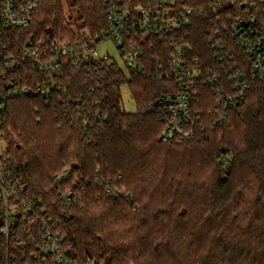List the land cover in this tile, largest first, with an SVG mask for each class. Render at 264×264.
I'll use <instances>...</instances> for the list:
<instances>
[{
	"label": "trees",
	"instance_id": "obj_1",
	"mask_svg": "<svg viewBox=\"0 0 264 264\" xmlns=\"http://www.w3.org/2000/svg\"><path fill=\"white\" fill-rule=\"evenodd\" d=\"M106 1L41 0L34 22L15 32L19 45L33 38L48 47L81 38L82 29L96 40L108 27ZM209 1L178 0L194 8ZM206 14L195 15L190 28L200 57L212 53ZM164 43L146 39L144 69L126 66L130 78L117 61L76 67L64 57L61 89L48 105L41 96L10 101L0 129L12 142L16 177L30 198L69 214L56 219L80 255L107 264H264V86L255 83L224 126L166 142L159 114L149 111L176 83L161 55ZM91 67L99 73L88 74ZM124 85L134 113L122 106ZM78 98L91 115L88 126ZM99 110L108 116L103 124ZM65 166L71 174L59 183ZM115 184L125 186V196L107 191ZM64 188L75 192L71 208L59 194ZM8 248L0 245V252Z\"/></svg>",
	"mask_w": 264,
	"mask_h": 264
},
{
	"label": "built area",
	"instance_id": "obj_2",
	"mask_svg": "<svg viewBox=\"0 0 264 264\" xmlns=\"http://www.w3.org/2000/svg\"><path fill=\"white\" fill-rule=\"evenodd\" d=\"M40 6L41 0H0V112L10 101L27 96H41L48 105L61 89L57 75L64 57L76 67L113 60L143 71V43L154 36L164 40L161 55L166 56L176 80L149 106L161 118V139L166 142H187L208 127L224 126L247 91L255 83L264 86V0H210L201 8L181 7L178 0H107L108 27L96 40L82 29L81 38L52 42L48 47L45 40L33 38L19 45L15 32L34 22ZM206 13L211 14L212 27L205 33L212 53L200 57L202 51L189 42L190 28L195 15ZM107 40L116 45L120 61L109 52H98L97 47ZM86 70L99 73L98 68ZM75 103L82 124L88 126L89 111L80 98ZM95 117L100 124L108 119L101 110ZM11 145L0 129V245L9 246L6 254L0 252V264H107L80 255L62 233L56 217L62 214L69 219V214L50 209L25 192L15 174ZM71 170L72 166H65L57 181L67 179ZM107 191L126 195L123 185L115 184ZM59 194L71 208L74 190L64 188Z\"/></svg>",
	"mask_w": 264,
	"mask_h": 264
},
{
	"label": "rangeland",
	"instance_id": "obj_3",
	"mask_svg": "<svg viewBox=\"0 0 264 264\" xmlns=\"http://www.w3.org/2000/svg\"><path fill=\"white\" fill-rule=\"evenodd\" d=\"M67 10H68V7H67ZM97 50L101 54L105 52H109L112 57L116 58L118 61L121 60V56L119 55L116 45L114 44L112 40H107L104 43V45L100 44L97 47ZM120 64L122 68L124 69V71H127L126 72L127 76L130 78L129 71L126 68V65L123 62H120ZM122 106L129 113H134L137 111L136 101L133 98L130 92V89L127 85H124L122 88Z\"/></svg>",
	"mask_w": 264,
	"mask_h": 264
}]
</instances>
